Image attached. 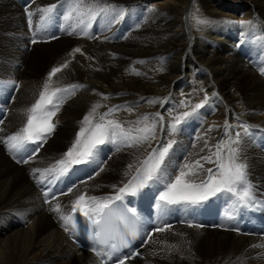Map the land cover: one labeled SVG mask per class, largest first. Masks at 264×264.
Masks as SVG:
<instances>
[{
  "label": "bare ground",
  "instance_id": "6f19581e",
  "mask_svg": "<svg viewBox=\"0 0 264 264\" xmlns=\"http://www.w3.org/2000/svg\"><path fill=\"white\" fill-rule=\"evenodd\" d=\"M150 1L0 0V264H102L74 241V233L66 232L59 218L72 210L79 195L97 197L101 203L114 197L152 149L169 140L175 143L166 174L174 181L185 163L209 155L219 140L237 132L240 159L247 164L259 202L244 208L253 221L247 226L230 223L216 209L226 206L214 201L221 196L196 208L173 206L160 212L156 187L145 189L125 197L147 219L141 254L125 264H264V0H198L211 21L206 24L194 13L189 18V10L197 9L195 0H158L163 5L158 7L148 6ZM55 4L57 27L44 29L42 41L38 23L45 15H39ZM240 21L252 24L236 26ZM65 64L49 81L51 69ZM34 65L44 71L36 74ZM46 82L49 92L82 87L61 93L63 102L52 118L56 128L40 142L38 152L31 151L36 144L10 152L4 139L26 123L25 110ZM196 104L203 107L170 134L173 118ZM93 105H99L93 123L119 106L106 120L120 122L133 136L144 126L136 122L145 115L151 124L160 113L165 128L156 124L155 139L131 147L101 145L93 162L74 165L58 179L44 173V182L38 183L43 170L59 167L56 162ZM226 121L231 126L227 129ZM120 154L128 159L112 167ZM201 163L204 169L216 167ZM34 169L39 171L33 174ZM206 176L196 169L185 179L199 183ZM55 179L58 185L52 189ZM57 204L60 211H52ZM166 226L170 228L156 231ZM205 247L215 255L203 257Z\"/></svg>",
  "mask_w": 264,
  "mask_h": 264
},
{
  "label": "snow or ice",
  "instance_id": "6c2138e0",
  "mask_svg": "<svg viewBox=\"0 0 264 264\" xmlns=\"http://www.w3.org/2000/svg\"><path fill=\"white\" fill-rule=\"evenodd\" d=\"M85 0H76L77 4H83ZM55 5L49 6L41 11L47 16L50 14ZM104 9H101L103 11ZM94 14V13H93ZM31 15V14H29ZM199 23H211L207 19H201ZM223 23H233L231 21H223ZM241 27L250 26L252 21H240ZM35 42V41H33ZM75 51H80L76 49ZM63 67H67V64L61 67H53L48 75V80ZM264 73V68H262ZM18 87V85H15ZM82 87V85H70L68 88H57L52 92H49V84L46 82L43 85V90L39 93V98L25 111L27 113V121L22 128L12 135L7 136L4 139L8 150L10 152H18L25 148V145L36 144V148L32 149V152H38L39 147H42L43 141H46L47 137L56 128V123L52 118L60 110L64 97L61 93L73 92ZM151 102V101H150ZM162 103V102H161ZM99 105H93L88 114L83 117L80 127L76 134V137L72 145L68 148L67 152L63 154V158L58 160L56 164L58 168H49L43 170L41 178L38 179V183H43L44 173H52L56 178L67 175L74 165H80L85 163H91L99 150V146L106 143H124L131 147L133 144L142 143L150 139H155L156 124H159L162 129L165 128L163 117L160 113H156L158 118L154 123L149 124V115H145L140 118L136 123L143 122V127H137L135 131L138 135L133 136L132 130H126L120 122L115 120H106V117L111 115L116 108H110L108 112L103 113L99 117V121L93 123L92 117L96 113V109ZM203 107V104H196L192 111H186L182 115L173 118L174 123L169 125L170 134H176L179 130V126L184 123L189 117L194 115L197 110ZM3 123V121H0ZM231 127L225 122V128ZM244 134H248V126L240 125ZM208 131H212L209 128ZM87 133V135H85ZM226 135L227 132H226ZM241 142V133H235V136H228L227 140L221 139L215 145V151L209 149L210 154L203 156L200 160H196L193 163H185L180 170L179 175L175 176V180L171 179V175L166 174L167 158L170 155V150L175 143L174 140H169L167 145L161 144L159 148H153L148 154L147 158L141 162L140 167L136 168L135 174L117 190L114 197H111L104 202H100L97 197H87L85 194H81L72 204L73 215H60V220L63 221V227L66 232H76L77 219L75 213L77 209L84 215L92 220L93 224L99 225L100 220L95 219L96 216L106 215L105 209H110L112 200L121 201L126 196H138L145 189L156 187L158 196L156 197V207L160 211H164L173 206H184L187 208H196L203 205L206 201H209L212 197H218L228 195L230 201V207L228 209V218H234L236 210L241 208L255 207L259 203L255 197V188L248 180L247 164L240 159L241 148L239 147ZM207 146V145H206ZM226 153V155H222ZM215 157V159H213ZM201 160L207 163H214L215 169H204V165ZM26 162V161H23ZM132 168V165H129ZM188 169L189 171H185ZM196 169H201L207 173L205 179L199 183L190 182L185 179L186 176L195 172ZM37 171L34 169L33 174ZM115 187V185L113 186ZM162 189V190H161ZM72 188L68 189L71 192ZM47 195V193H45ZM47 202V201H46ZM60 205L57 204L52 208V211L59 212ZM129 211L135 212L134 209ZM192 226V225H189ZM199 227L200 225H196ZM166 227H158L156 231H165ZM99 236V233H97ZM94 246L92 250L97 257L102 255L111 256L112 252L117 251L115 245H111L112 252H101L95 247L97 244H104L107 241L99 240L96 237L93 238ZM129 257L119 258V264H125V260Z\"/></svg>",
  "mask_w": 264,
  "mask_h": 264
},
{
  "label": "rangeland",
  "instance_id": "374dc122",
  "mask_svg": "<svg viewBox=\"0 0 264 264\" xmlns=\"http://www.w3.org/2000/svg\"><path fill=\"white\" fill-rule=\"evenodd\" d=\"M146 4H148V6H150V7H158V6H163L162 5V2H160V1H158V0H152V1H150V2H146ZM194 6H196L197 7V9H190L189 10V13H188V15H189V18H190V16H192V15H194V14H196V15H194L193 17H197L196 18V20H199L200 18H202V19H205L206 17H204V16H207L208 14H207V12L205 11V9H203V8H201V6H200V2L198 1V0H195V2H194ZM200 7V8H199ZM192 11V12H191ZM191 13H194V14H191ZM201 13H202V15H201ZM43 15H45V14H42V15H39V16H43ZM204 24H206V23H204ZM236 26H240V23L239 24H235ZM233 29H235L234 27H232ZM49 37V36H48ZM42 68H38V66L37 65H34L33 66V68H34V71L36 72V74H41V72H43L44 70V68H43V66H41ZM36 68V69H35ZM2 93V92H1ZM72 133V132H71ZM22 156V155H21ZM24 156V155H23ZM22 156V157H23ZM121 157H122V159H121ZM24 158V157H23ZM25 159V158H24ZM128 158H125L124 157V154H120L118 157H117V159H116V161L115 162H113V164H112V167L114 166V167H116L117 165H120V164H124L123 162L124 161H126ZM123 161V162H122ZM115 163H116V165H115ZM113 169V168H112ZM248 173H250V171L248 170ZM49 201V200H48ZM47 201V202H48ZM151 211L152 212H155L156 211V207H153L152 209H151ZM181 212V211H180ZM63 215V214H62ZM147 220V219H146ZM206 233V232H205ZM208 234H210V236L212 237L213 235H215V234H213V235H211L212 233H208ZM216 236V235H215ZM215 236H213V237H215ZM160 238V237H159ZM203 257H206V258H209V256H213V255H215V254H213V253H211V252H209V248L208 247H205L204 249H203ZM210 257V258H211Z\"/></svg>",
  "mask_w": 264,
  "mask_h": 264
}]
</instances>
